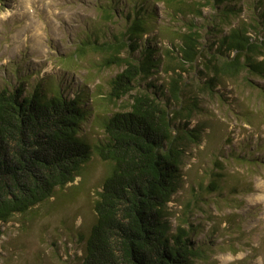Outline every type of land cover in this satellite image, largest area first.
<instances>
[{
	"label": "trees",
	"instance_id": "1",
	"mask_svg": "<svg viewBox=\"0 0 264 264\" xmlns=\"http://www.w3.org/2000/svg\"><path fill=\"white\" fill-rule=\"evenodd\" d=\"M157 1L166 3V23L156 22V8L145 0H124L121 7L114 0H96L98 19L76 27L69 37L72 48L57 56L68 67L82 60L96 72L118 68L107 88L94 89L101 96L94 116L101 138L89 140L82 131L92 110L84 85L70 94L64 80L52 76L30 81L16 70L18 83L3 76L0 240L14 214L57 196L83 175L86 162L99 157L108 169L94 191V218L80 264H195L207 260L210 248L245 250L241 236L232 235L233 225L255 211L222 210L243 206L234 194L247 193L252 185L237 180L226 189L224 160L264 168L263 156L254 153L264 151L258 139L234 147L226 136L229 150L214 143L209 154L216 167L207 170V183L190 181L191 197L175 223L169 202L182 188L186 157L202 139L212 142L218 135L204 97L229 105L226 115L250 126L260 113L264 120V110L244 106L236 91L241 85V94L250 89L264 98V0ZM206 4L212 13H204ZM125 97L127 103L117 108ZM198 200L212 203L218 213L208 217L211 224L202 237L198 231L204 224L189 216ZM218 216L229 234L215 241Z\"/></svg>",
	"mask_w": 264,
	"mask_h": 264
},
{
	"label": "rangeland",
	"instance_id": "2",
	"mask_svg": "<svg viewBox=\"0 0 264 264\" xmlns=\"http://www.w3.org/2000/svg\"><path fill=\"white\" fill-rule=\"evenodd\" d=\"M95 1L0 0V86L4 75L18 83L20 78H17L16 70L17 72L23 70V74L30 76V81L45 75L64 80L65 89L70 94L73 89L84 85L88 89L91 100L87 106L92 110L83 124L82 131L89 140L103 136V130L94 121V116L100 110L98 105L101 98L94 89L97 85L107 88L108 79L118 68L113 66L96 72L90 70L89 65L82 66V60L80 64L68 67L61 63L57 56L72 48L69 37L76 27H81L85 19H98L99 13L93 6ZM114 1L120 4L119 7L123 6L121 1L124 0ZM145 3L155 6L158 24L166 23L170 19L164 1L145 0ZM202 9L205 14L213 12L207 4ZM170 23L174 24V22ZM240 86L236 87V91L240 92L244 106L264 110V98L258 97L250 89L241 94ZM203 102L204 107L213 113L210 127L218 135H215L216 139L212 142L207 138L202 139L200 145L193 149V156L186 157L182 188L169 202L173 212L171 220L174 223L177 222L176 217L182 209L183 202L191 197L188 186L190 181L199 179L207 183L209 181L207 170L216 167L210 162V146L218 143L222 144L225 150H229L230 145L225 143V138L229 135L232 138L231 145L234 147L242 141L253 143L257 139L261 146L264 144L262 113L254 118L255 126H250L242 120H236V117L231 114L226 115L229 105L223 106L209 101L206 97ZM126 103L125 97L117 102L116 107ZM231 105L233 108L234 104ZM110 107L115 108L114 105ZM262 148L264 149V146ZM254 153L263 156L264 160V151L259 150ZM82 169L83 175L77 176L73 182L58 190L57 196L54 195L36 204L26 212L14 214L3 225L0 264L81 263L85 236L94 218L91 203L95 195L94 191L105 176L108 166L98 157L86 162ZM224 170L229 173L226 189L237 180L247 181L252 185V190L247 193L234 194L243 206L223 207L222 210L231 213H243L247 209L255 211L254 216L243 218L240 225L237 223L233 225L232 235L241 236L246 243L245 250L230 251L213 245L214 248L209 249L207 260L199 258L195 260V264H264V168H248L246 165L224 160ZM207 197L212 196L208 194ZM200 202L201 200H198V206L194 202L189 216L204 224L198 231V236L202 237L211 224L208 217L218 213L212 203L201 204ZM216 220L220 223V228L212 236L215 241H219L220 238L227 237L229 233L224 232L225 222L222 218L218 216ZM214 238L210 237V242Z\"/></svg>",
	"mask_w": 264,
	"mask_h": 264
}]
</instances>
